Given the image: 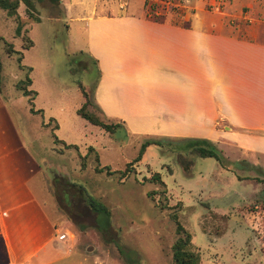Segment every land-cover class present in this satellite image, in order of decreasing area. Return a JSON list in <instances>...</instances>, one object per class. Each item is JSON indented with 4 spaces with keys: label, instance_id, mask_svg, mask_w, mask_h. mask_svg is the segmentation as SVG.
I'll return each instance as SVG.
<instances>
[{
    "label": "rangeland",
    "instance_id": "374dc122",
    "mask_svg": "<svg viewBox=\"0 0 264 264\" xmlns=\"http://www.w3.org/2000/svg\"><path fill=\"white\" fill-rule=\"evenodd\" d=\"M87 1L105 0H75L77 5ZM32 2L39 22L27 17L22 3L13 16L0 10V99L5 103L0 105V264H7L5 237L12 234L9 224L1 229L2 219L15 217V224H22L37 213L47 227L66 221L57 232L105 264H174V220L190 234L188 247L199 255V264H264V171L251 169L242 158L220 163L203 158L200 149L212 148L200 144L164 140L126 169L145 139L129 137L119 127L108 136L76 113L83 90L87 110L106 123L93 104L97 69L87 53L85 21L74 13L64 16L62 1ZM107 2L158 21L224 18L217 0ZM247 4L240 17L226 22L241 35L264 40V0ZM29 42L32 47L23 49ZM26 77L34 91L31 106L16 88L27 86ZM222 170L246 181L243 186L222 181ZM70 184L84 189L95 212ZM83 258L71 256L73 264H89Z\"/></svg>",
    "mask_w": 264,
    "mask_h": 264
},
{
    "label": "crops",
    "instance_id": "0c3cea01",
    "mask_svg": "<svg viewBox=\"0 0 264 264\" xmlns=\"http://www.w3.org/2000/svg\"><path fill=\"white\" fill-rule=\"evenodd\" d=\"M246 2L252 7L256 0H217L221 21L185 24L150 19L107 0L86 5L60 0L64 16L74 13L85 21L87 53L98 71L93 104L106 123L145 141L208 142L223 158L245 159L263 172L264 40L241 35L226 22V17H240ZM222 171V181L234 186L246 181ZM14 220L3 218L1 224L12 228L5 237L7 264H73L75 254L89 264L106 263L92 258L90 249H75L66 233L57 232L66 221L47 227L39 213L22 224Z\"/></svg>",
    "mask_w": 264,
    "mask_h": 264
},
{
    "label": "trees",
    "instance_id": "16d2710c",
    "mask_svg": "<svg viewBox=\"0 0 264 264\" xmlns=\"http://www.w3.org/2000/svg\"><path fill=\"white\" fill-rule=\"evenodd\" d=\"M51 2H53V4H56V5L60 4V0H51ZM21 3L25 6V13L27 17L30 19H33L36 22H39L40 19L38 17L37 18L33 17V14H35L36 12H35V8H34V4L32 0H0V10L6 12L7 15L13 16L17 13V10ZM31 46H32V43L29 42V44L25 45L23 49H28ZM9 53H14V51L12 49L11 50L9 49ZM21 60H22L21 57H17L19 68H22V66L20 65ZM93 63L95 64V62ZM1 71H2V66L0 63V81H1ZM97 75H98V71H97ZM25 83L27 85L26 87L21 86V84L20 85L18 84L16 88L19 91H21L23 96L28 97V101L31 106L32 104L31 102L34 98L33 97L34 91L27 90V87L31 85V80L28 77H26ZM81 92L84 98V102L81 104L79 109L76 111L77 115L81 119H83L85 122H87L88 124L94 127H98L99 129L103 130L106 133L112 134L114 130L118 128V126L115 124H109V123H105L101 121L97 116H95V114L87 110V107L89 106L87 95L83 92V90H81ZM30 112L33 113L32 107H30ZM193 143L200 144L208 148L210 146L208 142H203V141H194ZM158 144H159V141L146 140L141 145L138 155L126 165V169L127 167L133 165L134 163H138L141 160L142 155L147 147H149L150 145H158ZM200 150L201 151H199V155L203 158H214L218 163H220L223 159V157L219 154V152H217L214 149H211V151L204 150V149H200ZM95 170L97 172L103 171L102 169H95ZM108 170L109 169H106L105 171L108 172ZM123 174L124 173H122V175ZM162 185L164 186V183H162ZM70 186H73L74 188H76L82 201L86 204L87 207H89L90 210L95 212L93 203L91 199L86 195L84 189L77 185L70 184ZM174 222L176 224V234L178 235V238L172 245V259H173L174 264H199L200 263L199 255L196 252H193L192 250H190L188 247L191 241L190 234L175 220Z\"/></svg>",
    "mask_w": 264,
    "mask_h": 264
}]
</instances>
